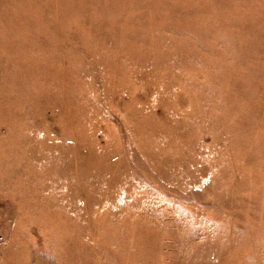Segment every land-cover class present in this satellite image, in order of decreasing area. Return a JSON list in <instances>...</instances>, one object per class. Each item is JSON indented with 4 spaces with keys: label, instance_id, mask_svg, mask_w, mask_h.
<instances>
[{
    "label": "rangeland",
    "instance_id": "1",
    "mask_svg": "<svg viewBox=\"0 0 264 264\" xmlns=\"http://www.w3.org/2000/svg\"><path fill=\"white\" fill-rule=\"evenodd\" d=\"M0 264H264V0H0Z\"/></svg>",
    "mask_w": 264,
    "mask_h": 264
}]
</instances>
